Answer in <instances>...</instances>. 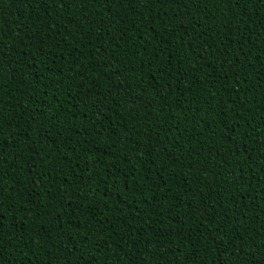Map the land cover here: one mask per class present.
I'll return each mask as SVG.
<instances>
[{
	"label": "trees",
	"instance_id": "obj_1",
	"mask_svg": "<svg viewBox=\"0 0 264 264\" xmlns=\"http://www.w3.org/2000/svg\"><path fill=\"white\" fill-rule=\"evenodd\" d=\"M0 264H264V0H0Z\"/></svg>",
	"mask_w": 264,
	"mask_h": 264
}]
</instances>
